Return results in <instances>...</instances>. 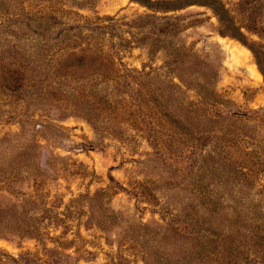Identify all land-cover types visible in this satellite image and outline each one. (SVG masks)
I'll list each match as a JSON object with an SVG mask.
<instances>
[{
	"label": "rangeland",
	"instance_id": "374dc122",
	"mask_svg": "<svg viewBox=\"0 0 264 264\" xmlns=\"http://www.w3.org/2000/svg\"><path fill=\"white\" fill-rule=\"evenodd\" d=\"M223 1L236 19L250 7V19L264 24V0ZM5 5L11 11L15 5L18 11L50 16L56 25L101 22L103 30L94 33L92 40L111 61L107 67L112 74L105 82L94 77L91 84H98L93 94L76 104L65 98L56 100V95H40L42 84L38 82L30 98L51 102L48 112L26 110L29 100L0 90V206L10 207L11 214L38 216L35 224L45 232L39 240L8 230L5 237L0 236V247L13 255H43L45 242L72 254L66 264H148L151 258L140 252L138 239L144 247L180 256L189 241L185 235L188 224L217 234L232 225L243 231H264V170L245 177L243 185H237L242 176L225 180L227 173L213 166L199 173L196 155L207 146L196 147L194 155L188 143L190 130L184 120L191 105L198 103L201 84L213 95L212 107L222 113L214 127L226 132L245 129L250 135L248 149L254 148L251 142L264 145V76L246 44L219 32L210 6L195 2L168 11L180 15L178 32L164 37L159 32L148 33L149 23L135 25L139 15L152 11L135 0H14ZM245 34L247 39L264 43V32ZM20 37L17 42L10 33L0 34V42L5 43L0 56L14 49L23 64V59H33L36 54L29 56L24 51L29 43L23 42L24 35ZM181 51L187 54L177 56ZM178 59L183 60L179 63ZM0 63V82L7 81L9 86L14 79L17 84L33 74L32 62L24 70L17 64L8 65V70ZM41 63L40 69L45 66ZM66 63L73 77L90 72L84 57ZM130 69L140 73L136 76ZM136 83L153 89L155 100L147 104L134 100L135 105H130L123 101L124 94L110 91L112 85ZM159 91L173 92L168 103ZM104 94L110 98L105 100ZM156 105L165 106L152 110ZM25 111L32 113L27 116L32 122H22ZM169 111L176 116L168 115ZM205 135L201 141L211 142ZM228 144L231 150L237 147ZM206 188L207 196L219 188L224 193L221 199L235 197L244 208L241 215L234 214L230 223L226 217L231 211L225 209L205 222L208 216L198 205L191 207L190 197L205 196Z\"/></svg>",
	"mask_w": 264,
	"mask_h": 264
},
{
	"label": "trees",
	"instance_id": "16d2710c",
	"mask_svg": "<svg viewBox=\"0 0 264 264\" xmlns=\"http://www.w3.org/2000/svg\"><path fill=\"white\" fill-rule=\"evenodd\" d=\"M9 1L14 0H0V34L4 32L10 33L18 38L17 42H20V35H24L23 42L29 44L28 47L22 48L28 52L29 56H31V53L36 55L33 59H23L26 60L25 64L18 59L19 57H17L14 49H8L4 56H0L5 68H8V65L17 64L18 67H22L24 70V66L27 63H34V66L29 67L33 74L29 75L25 81L15 84L18 79H14V84L11 86H9L7 81L4 83L0 82V90L15 96L16 99L18 97V99L21 98L24 101L29 100L27 101L26 110L31 107L32 109L38 108L48 112L51 108L50 105L52 103L49 101L39 99L36 96L30 98L33 95L32 87L38 82L42 84L40 95L52 97L56 95V100L65 98L75 104L78 99L79 101L89 100V96L93 94L92 91L98 84V82L91 84L90 81L93 82L95 77L97 81L105 82L112 74L111 68L107 67L111 61L106 53L102 52V49L94 45L92 40L93 34L101 33V30H103L101 28L104 25L99 21L93 20L75 24L58 23L56 25L50 16L32 14L29 11H18L19 9L15 5L13 9L16 10L13 11L9 10V7L5 8V3ZM135 1L152 10L150 13L139 15L137 20H135V25L144 26L149 23L151 27L148 29V33L159 32V34L165 35L164 37H171L178 32L177 23H179L178 17L180 15L168 14V11H175L195 2L210 6L219 21V32L221 34L228 33L246 44L253 52L259 70L264 76V43L254 39H247L245 34V31L264 32V24H261V21L250 19V13L248 12L250 7H246L240 17L236 19L223 0ZM143 18L146 20H142ZM13 45L20 46L21 44ZM4 48L5 43L0 42V54L4 53ZM182 53L186 52L181 51V53H177V56H181L180 54ZM7 56L11 59L5 61ZM79 56L87 59L86 70L90 72L82 77H73V70L66 69L64 66L67 61ZM182 60L178 59L179 63ZM41 62L45 63L42 69H40L42 67ZM92 65H94L93 68ZM0 66L1 68L3 67L1 63ZM130 71L136 73L134 74L136 76L140 73L138 69H130ZM126 76L129 75L125 73L123 77L126 78ZM174 84L180 85L177 82H174ZM110 89L112 93L116 92L119 96L124 94L126 98H121L123 101L130 103V105H135L134 100L145 104L155 100V91L148 87H141L138 83L135 85L125 84L124 86L112 85ZM159 92L165 103H168L170 95H173V92H170V94L163 91ZM197 92L199 96L198 103L191 105L184 123L190 130L187 132V136L188 143L192 147L191 152L195 155L199 146H207L196 155V158L198 156L200 161L197 166V169H200L199 173H205L208 167L213 166L214 169L219 168L227 173L228 177L226 176L225 180H229L231 177L234 179L236 175H239L242 176V179L238 180L237 185L246 184L245 177L250 178L253 173L264 170L262 168L264 165V145L251 142L254 148L248 149L246 147V144L249 143L247 136L250 135L246 134V132L244 133L245 129L242 130L240 127H236L234 130L226 132L223 128L214 127L213 122L219 120L222 117V113L212 107L214 103L213 95L204 91L201 84H199ZM155 94L157 95V93ZM104 98L107 100L110 95L104 94ZM164 106L157 107L156 105L152 110H162ZM166 110L168 111L167 108ZM24 114L26 116L22 122L30 123L33 121V119L27 117L32 115V113L25 111ZM162 115L167 114L162 113ZM168 115L176 116L175 113L170 111ZM230 116L232 117V115ZM203 135L211 142L204 144L201 141ZM228 143L237 144V147L231 150L228 148ZM205 178L209 179L208 177ZM233 179L231 180L232 183L235 182ZM238 188L242 190L240 185ZM203 192V195L207 196L206 193H209V189L206 188ZM223 194L217 188L214 189L212 196L208 195L206 197L208 198L206 200H201L205 196L197 199L196 196L190 197V205L191 207L199 206L202 208V213L206 217L208 216L205 220L207 223H210L208 219L215 212H225V209H229L231 216L226 217V221L231 223L234 216L241 215V211L244 208H241L235 197L231 195H226V199H221V196H224ZM7 209L11 208L6 205L0 206V212H5L0 214V236L5 237L4 234L8 230H17L15 232L23 237L30 236L39 240L43 239L45 232L40 230L35 224V219L38 216L16 212L11 214ZM141 235L144 237V233ZM185 235L189 238V241L184 245V252L180 256H170V251L168 253L161 250L155 251V247L150 245L144 247L140 239H138L137 243L141 247L140 252L145 257L151 258L148 264H264V231L262 229H247L243 231L236 225H232L227 231L223 230V232L217 234L213 229H194L193 225L188 224V231ZM42 243L43 255H31L27 252L13 255L0 247V264H66L68 262L67 259L72 255L70 252L65 251L66 249L61 250L58 246H49L45 242Z\"/></svg>",
	"mask_w": 264,
	"mask_h": 264
}]
</instances>
